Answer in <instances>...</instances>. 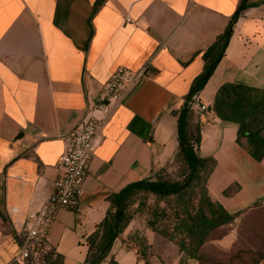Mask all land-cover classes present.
I'll use <instances>...</instances> for the list:
<instances>
[{"label": "crops", "instance_id": "0c3cea01", "mask_svg": "<svg viewBox=\"0 0 264 264\" xmlns=\"http://www.w3.org/2000/svg\"><path fill=\"white\" fill-rule=\"evenodd\" d=\"M204 85L206 105L197 153L216 164L212 197L229 211L264 204V155L256 161L235 141L236 125L219 119L213 96L224 82L264 88V0H247ZM238 0H0V264L20 249L17 228L59 175L60 136L84 114L98 82L117 66L148 78L131 86L107 117L86 167L73 209H60L49 232L50 264H83L85 238L102 220L107 198L128 183L151 179L177 150L173 114L194 78L212 58L208 47L222 33ZM128 15L130 21H125ZM192 95V94H191ZM190 95V96H191ZM234 185L224 197L221 189ZM247 224L264 223L255 215ZM138 226V223L136 224ZM129 223L98 264H144L130 242ZM162 264L180 252L141 224ZM224 234L220 243L227 242ZM156 255V257H155ZM151 264H155L152 262ZM257 264H264V261Z\"/></svg>", "mask_w": 264, "mask_h": 264}, {"label": "trees", "instance_id": "16d2710c", "mask_svg": "<svg viewBox=\"0 0 264 264\" xmlns=\"http://www.w3.org/2000/svg\"><path fill=\"white\" fill-rule=\"evenodd\" d=\"M249 4L247 0H238L226 29L208 47L212 58L205 61L203 70L191 83L190 94L173 112L177 133V150L173 159L178 161L177 170L174 173H160L159 170L151 179L128 183L111 193L105 215L85 238L87 250L83 264H98L107 255L113 239L130 219L126 207L136 194L152 197L151 202L142 200L137 204L144 226L174 244L188 260L204 258L201 250L206 242L223 236L226 232L219 230L232 223L241 212L240 209L227 210L209 192L208 179L216 162L211 156L197 153L200 125L187 102L190 95L204 85L222 54L236 17ZM212 108L219 119L236 125L235 141L251 158L260 160L264 155V88L224 82L213 96ZM230 190H233V184L223 187L221 194L228 197ZM132 238L136 257L148 264L150 245L144 235L136 233ZM54 255L57 259L60 257L51 250L46 257L47 264ZM108 262L118 264L112 257Z\"/></svg>", "mask_w": 264, "mask_h": 264}, {"label": "built area", "instance_id": "2783aa9c", "mask_svg": "<svg viewBox=\"0 0 264 264\" xmlns=\"http://www.w3.org/2000/svg\"><path fill=\"white\" fill-rule=\"evenodd\" d=\"M123 19L131 20L128 15H123ZM145 78L148 77L142 70L117 66L104 81L97 83L83 116L60 136L63 151L56 163L59 175L53 181L51 192L38 205L26 209L17 228L21 237L19 252L5 264H47V254L52 250L50 229L60 209L76 206L99 131L126 91ZM187 104L195 113L206 109L198 91L192 93Z\"/></svg>", "mask_w": 264, "mask_h": 264}, {"label": "rangeland", "instance_id": "374dc122", "mask_svg": "<svg viewBox=\"0 0 264 264\" xmlns=\"http://www.w3.org/2000/svg\"><path fill=\"white\" fill-rule=\"evenodd\" d=\"M177 165L178 161L173 159L168 166L161 168L160 173L164 171L167 173H174L177 170ZM233 190H230V192L232 193ZM142 200L151 202L152 197H143L142 194H136L127 203L126 213L130 217L127 225L131 222H134L135 225V228L130 230V234H127L126 238L124 239V241L130 242V245L133 244L132 240L130 239L136 235V233L143 235L140 228L141 224H144L143 215L137 208V204ZM248 207L249 215L244 213V215H241V219L236 217L232 223L219 230L226 232L225 234L229 232L231 233L230 238L227 239V242H219V239L222 236L218 239L207 241L201 250L204 258L200 260H188L183 254L180 253L177 264H257L258 262L264 261V223L251 226L242 220V218L245 219L246 216L250 218L249 220H252L255 215L264 218V204L260 206L259 203L253 202L252 204L248 205ZM246 209L247 207L241 208L240 213L244 212ZM137 223L138 226H136ZM148 251V264H151L152 262L155 264H162L160 260L158 261L157 259H154V252L151 246Z\"/></svg>", "mask_w": 264, "mask_h": 264}]
</instances>
